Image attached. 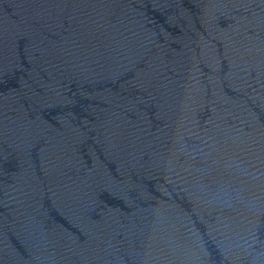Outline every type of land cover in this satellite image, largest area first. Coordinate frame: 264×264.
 Listing matches in <instances>:
<instances>
[{"label":"water","instance_id":"1","mask_svg":"<svg viewBox=\"0 0 264 264\" xmlns=\"http://www.w3.org/2000/svg\"><path fill=\"white\" fill-rule=\"evenodd\" d=\"M0 264H264V0H0Z\"/></svg>","mask_w":264,"mask_h":264}]
</instances>
